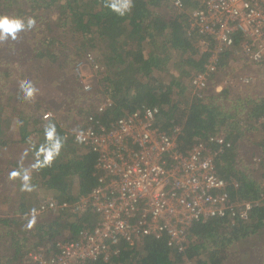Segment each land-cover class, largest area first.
Masks as SVG:
<instances>
[{
  "label": "trees",
  "instance_id": "trees-1",
  "mask_svg": "<svg viewBox=\"0 0 264 264\" xmlns=\"http://www.w3.org/2000/svg\"><path fill=\"white\" fill-rule=\"evenodd\" d=\"M181 1L189 10L196 7L193 0ZM126 3L127 0H0V18L13 19L20 10L41 14L37 21L46 31L33 56L50 66L59 57L55 47L60 42L54 33L70 34L72 46L68 47L74 48L65 49L70 56L59 71L80 61L81 50L100 54L108 71L104 87L114 100L113 109L101 118L102 122L116 120L124 112L141 107H156L162 131L169 132L173 126L182 128L181 150L224 132L229 147L216 157L219 176L238 181L239 188L231 194L233 197L258 198L264 180V130L259 138L252 134L258 131L256 122L264 120V97L256 102L237 99L228 106L222 96H206L203 100L191 97L182 83L203 68L205 58L197 55L195 40L186 36L185 17L165 13L157 0H132L130 9L124 7ZM231 54L228 52L221 58L220 68L233 65ZM166 71L168 76L162 81L161 73ZM11 77L0 67V167H9L10 179L18 182L10 211L0 217V264H27L28 253L37 248L51 256L57 242L75 240L81 232L95 227L97 217L93 213L80 216L62 213L45 221L43 217L29 216L33 209L27 204V196L40 187L49 192L46 194L70 204L87 195L96 185L95 156L73 143L55 119L42 122L38 113L50 110L45 107L40 112V105H30L28 95L20 91L14 94ZM65 86L68 90L61 91L65 96L64 111L69 115L76 110L70 117L86 116L79 97L73 94L76 87L70 81H65ZM25 89L31 88L25 86ZM14 101L24 105L25 113H17L18 104L13 107ZM9 108L11 111L7 112ZM13 126L19 143L26 146L31 162L29 172L21 161L8 155L7 159L3 154L14 143L12 136L7 135ZM245 148L253 158H263L260 180L252 175L250 161L243 155ZM12 172L17 175L12 177ZM22 176L26 179L24 184ZM263 232L264 202L246 225L230 227L222 220L195 224L190 231L192 241L187 255L196 264H239L240 261L245 264L252 259L248 258L250 253L240 254L238 259L233 249L246 244L251 234ZM98 264H180V257L166 246L165 239L149 237L140 248L120 246L117 256Z\"/></svg>",
  "mask_w": 264,
  "mask_h": 264
},
{
  "label": "built area",
  "instance_id": "built-area-1",
  "mask_svg": "<svg viewBox=\"0 0 264 264\" xmlns=\"http://www.w3.org/2000/svg\"><path fill=\"white\" fill-rule=\"evenodd\" d=\"M157 1L165 13L185 17L186 36L195 40L197 55L205 58L203 68L188 80L191 97L203 100L227 93L224 84L229 82H222L220 61L228 52L234 67L251 69L238 76L237 86L247 91L259 86L264 91V0H193L196 7L190 10L181 0ZM84 66L96 75L94 84L82 72ZM105 73L93 52L83 54L73 74L86 116L70 119L69 125L59 123L73 143L95 156V187L71 204L43 196L29 214L40 218L90 212L97 217L95 227L75 240L57 242L51 256L37 248L28 253L27 264H98L117 256L120 246L140 248L149 237L165 239L180 264H196L187 255L191 228L213 220L230 227L248 224L264 202V180L258 198L233 197L238 181L219 176L215 162L229 147L225 133L181 150L182 128L162 131L156 107H141L102 122L114 107L104 87ZM40 117L42 122L54 118L50 112ZM262 162L255 157L251 165L257 169Z\"/></svg>",
  "mask_w": 264,
  "mask_h": 264
},
{
  "label": "rangeland",
  "instance_id": "rangeland-1",
  "mask_svg": "<svg viewBox=\"0 0 264 264\" xmlns=\"http://www.w3.org/2000/svg\"><path fill=\"white\" fill-rule=\"evenodd\" d=\"M39 17H41V14L39 13H25L23 11H16L15 15L13 16V19H19L20 21L23 22L25 25L24 30L20 31L17 33V37L15 40H12L10 38L4 39L0 41V67H2L3 71L6 72L7 74H10L11 77V83L12 86L14 87V94H16L18 91L23 93V95H28L30 105H40V112L45 110V107L48 108L50 113L53 114V119H55L57 122L64 123L68 122L67 124L69 125V122L74 118L70 117L72 114L76 113V110H73L71 114H67L64 111V102H65V96L63 95L64 93L61 92L63 89L66 88L67 86L63 87L65 81L68 82L70 81L74 87H76V91H73V94L80 99V106L82 104V97L83 94L81 91L77 88L76 82L74 79V74H73V67L70 66L68 68H65L61 71L60 67L63 66L66 57L70 56V53L66 51L65 49L71 50L73 47H68L72 46L70 43L71 38H69L71 35L68 34L67 32H55L54 36L57 38V40L60 42L58 46L55 47V50L58 52V61L54 64L48 65L47 62L45 61H37L34 59V52L38 51L40 48V43L44 37V32L46 31L44 27L38 23L37 20H39ZM13 19H8V20H13ZM56 19V18H54ZM32 21V27H28V21ZM55 22V20H54ZM75 41L77 39L74 37ZM65 47L62 48L61 45H64ZM68 47V48H67ZM89 50H81V56H83L84 53L88 52ZM92 52V51H89ZM95 56L96 60L102 63V58H100L99 53H93ZM250 68H248L246 65L240 66V67H234L233 68H221V74H222V82L228 81V84H224L225 89L227 92H229V96L225 98V101L223 99V102L225 103L226 106L232 105V102L234 103L235 100L241 98L242 94H244V90L237 86L236 80L234 78L237 77L238 74H242L243 72L246 73ZM82 72L86 76L87 80L92 82L93 84L95 83L94 76H96L88 66H84L82 68ZM108 71H106L105 74H107ZM162 77L164 78L162 81H165L168 73L162 72ZM158 76L159 74H155ZM100 84V83H99ZM183 88L187 90V92L190 93L189 91V83L188 80H185L183 83ZM56 85V86H55ZM25 86H29L31 89L26 90ZM68 91L65 92V95ZM70 96H74V95ZM4 96L5 94L2 93ZM74 96V97H75ZM43 97V98H41ZM32 100V101H31ZM13 107L17 106L18 108L15 109L17 113L23 114L25 113L24 105H21L19 101H14L12 102ZM76 107V105H74ZM11 109L9 108L7 112H10ZM47 113V112H45ZM45 113H38L44 115ZM28 114V113H27ZM68 117H67V116ZM71 119V120H70ZM262 123L256 124L257 126V132L252 134V136H256L255 138H259L261 136L263 130H264V121H261ZM263 129V130H262ZM12 136V140L14 143L9 146L8 149L3 151V154L5 157L8 159L7 155L11 157V159L14 160H19L22 162L25 171H31L29 169L28 165L31 163L29 161V158L27 157V149L25 145H21L19 143V137L18 133L16 131V128L13 130H10V132H7V135ZM244 149V148H243ZM249 149L245 148V152L243 153L244 157L246 160L250 161L249 168L254 172L252 175L254 179L260 180L261 179V166L259 168H254L251 165V161L253 158L252 153L247 151ZM243 152V150H242ZM1 168V167H0ZM11 184L7 183L6 184H0V217L1 216H6L8 214V211H10V208L12 207V203L14 202V195L13 193L15 192V188L12 187L13 185H16L18 182H10ZM41 189H35L33 190L32 193H30L27 197V204L31 209H35L36 206H38L39 201L41 200V195H43V192H39ZM35 207V208H33ZM32 210V211H33ZM30 211V212H32ZM53 216H43L45 218V221H51ZM260 233V232H259ZM249 239L246 240V244L237 246V248L233 249V252L236 254V258L240 259V254H244L245 252L250 253V257L252 258L250 261H246L245 264H255L257 258H262L264 262V232L262 234H255L252 236H248ZM244 258H241L243 260ZM244 262V261H242ZM240 261L239 264H242ZM248 262V263H247ZM244 264V263H243Z\"/></svg>",
  "mask_w": 264,
  "mask_h": 264
},
{
  "label": "crops",
  "instance_id": "crops-1",
  "mask_svg": "<svg viewBox=\"0 0 264 264\" xmlns=\"http://www.w3.org/2000/svg\"><path fill=\"white\" fill-rule=\"evenodd\" d=\"M234 66V64L233 65H229V68H234L233 67ZM240 74H238L237 75V77L236 78H234L235 80L238 78V76H239ZM258 88H251V89H249L250 91H247V90H244V94H242V96H241V98H239V99H246V100H250V101H253V102H256V101H258V100H260L262 97H264V91H262L261 90V88H259V86H257ZM191 95V94H190ZM226 96L227 97H230L229 96V92H227V93H225L224 95H222V97H223V99H225L226 98ZM222 99V100H223ZM28 157V156H27ZM17 160V159H16ZM5 163V162H4ZM3 170V172L2 173H0V184L2 185V184H6V181H7V183H9V184H11L10 182H17V181H12L11 179H10V177H9V171H10V168L9 167H6V169H4V168H0V170ZM21 179H22V184H24V181L26 180L25 179V177L24 176H22L21 177ZM17 185V184H16ZM16 185H13L12 184V187H14V188H16ZM39 189H41V190H39V192H43L44 194L43 195H41V197H43V196H45V195H49V194H46V193H49V192H47V190H43L42 189V187H40ZM40 218H42V217H40ZM39 218V219H40ZM262 258L260 257V258H257V260H256V262L257 263H255V264H264V262H263V260H261Z\"/></svg>",
  "mask_w": 264,
  "mask_h": 264
},
{
  "label": "clouds",
  "instance_id": "clouds-1",
  "mask_svg": "<svg viewBox=\"0 0 264 264\" xmlns=\"http://www.w3.org/2000/svg\"><path fill=\"white\" fill-rule=\"evenodd\" d=\"M132 6V0H127V3L124 5L126 9H130ZM32 21H28V27H32ZM25 25L19 19L8 20L7 18H0V41L10 38L15 40L17 37V33L24 30ZM50 135V133H49ZM17 175L16 172H12L11 176L15 177ZM31 226V225H29Z\"/></svg>",
  "mask_w": 264,
  "mask_h": 264
}]
</instances>
